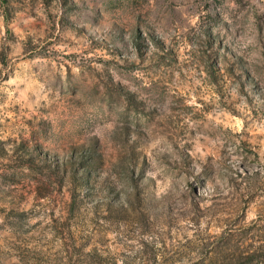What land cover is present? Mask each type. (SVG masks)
<instances>
[{
    "label": "rangeland",
    "instance_id": "1",
    "mask_svg": "<svg viewBox=\"0 0 264 264\" xmlns=\"http://www.w3.org/2000/svg\"><path fill=\"white\" fill-rule=\"evenodd\" d=\"M0 264H264V0H0Z\"/></svg>",
    "mask_w": 264,
    "mask_h": 264
}]
</instances>
